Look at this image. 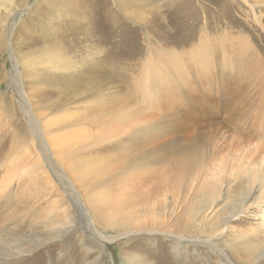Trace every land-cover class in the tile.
<instances>
[{"label": "rangeland", "instance_id": "1", "mask_svg": "<svg viewBox=\"0 0 264 264\" xmlns=\"http://www.w3.org/2000/svg\"><path fill=\"white\" fill-rule=\"evenodd\" d=\"M13 2L29 5L13 17L15 61L54 44L105 65L96 100L65 84L39 104L0 45V223L12 216L15 249L30 250L15 262L264 264V0Z\"/></svg>", "mask_w": 264, "mask_h": 264}, {"label": "bare ground", "instance_id": "2", "mask_svg": "<svg viewBox=\"0 0 264 264\" xmlns=\"http://www.w3.org/2000/svg\"><path fill=\"white\" fill-rule=\"evenodd\" d=\"M28 6L29 5L27 4L26 7L23 6L21 9H19L20 7L19 5L18 9H16V7H14L13 0H0V18L3 13L5 15L4 20L0 21V43H1L0 45L3 48L2 53L5 54L6 51L8 50V52L10 53V59L12 60V62H15L13 64L14 67H12L13 71L19 72L16 74V76L13 77L14 82L18 81V83H20L22 77L25 78L26 84L31 85V87L38 86L36 93L34 92L35 93L34 97H36L37 99L32 98L33 96L30 97L31 99H34V102L39 100L38 97H41V92H39V90H41V87H47L48 89H57V86L59 87L66 86L65 84L68 85L67 86L68 93L66 94V97L68 98L70 97L72 100L74 98L78 100H82V99L93 100V98L95 99L96 97H99L100 88L96 87L95 82L98 81L99 83L101 81V78L99 79V77L97 76L98 74H102L101 72L103 71V66L105 65H103V61H102L103 56L100 54L92 53L91 52L92 50L91 51L86 50L88 51L86 52L87 56L80 61L77 60V62H74L72 60L74 53L60 52L59 50L57 49L55 50L53 48L54 44L51 45L44 44V47L39 52L40 54L38 53L39 54L38 57L32 58L34 56L29 55L30 58H28V60L26 61L22 62L21 60L20 61L14 60L16 54L14 53L15 48L13 46V40H12L13 37L10 35L11 30L13 29L12 26L13 17L18 12L21 14L27 13L29 10ZM8 20H10V22L12 21L11 24L8 23ZM51 49L54 51H50ZM19 66H21V71H19ZM74 84L75 87L73 88ZM109 84L104 82L103 87L110 89ZM69 88L73 89V91H71ZM45 96L46 95L42 97ZM21 97H22L21 98L22 101H24L26 106H28V109L32 112L33 116H35V111L32 107L28 94L25 91H22ZM251 192H253V189L250 188L249 192L247 194H244V197L242 199L243 203H246L249 200ZM217 196H218L217 187L216 186L210 187L205 192L204 196L199 197L201 201L200 204L193 209L192 218L195 219L204 208L212 206L213 203L216 201ZM254 201L258 202L255 199ZM243 208L244 205L241 204L238 207V211ZM99 212H100L99 216L101 217V220L104 221L105 218L102 215V212L101 211ZM83 215L85 218L84 219L85 222H88V224H90V228H92V232L95 233L92 222L89 219V215L86 214V212L85 214L83 213ZM11 218L8 219L7 217V219L3 220L2 223H0V264H14L16 263L15 260L17 256L18 258H20V256H22L23 254H27L30 252L28 247L15 249L16 240H20V239H18L17 238L18 236H16L15 228L13 227V224L12 225L10 224V222L12 221ZM54 218L55 217H53L52 215H46V220L49 228L55 227V225L58 223V220L56 221ZM220 223L222 224L226 223V218L221 219ZM58 230L59 229H57V232H59ZM66 231L68 230L62 229L60 233L63 234L66 233ZM261 232H264V229ZM185 244L186 243L183 237L180 236L174 237L175 251L178 252L179 248H182L183 246H185ZM236 247L238 250H241L244 254L249 252L250 253L254 252L257 250V248H259L257 247L255 249L254 244L250 242L249 243L240 242L237 244ZM256 252H258L256 253L258 260L264 258V247L260 248V250ZM20 260L21 258L18 261ZM123 260L125 262L124 264H147L146 262L139 261L138 258L136 257L124 256ZM19 263L21 262H17L16 264Z\"/></svg>", "mask_w": 264, "mask_h": 264}]
</instances>
